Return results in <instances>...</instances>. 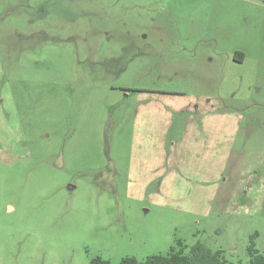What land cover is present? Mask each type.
Listing matches in <instances>:
<instances>
[{
  "label": "rangeland",
  "instance_id": "rangeland-1",
  "mask_svg": "<svg viewBox=\"0 0 264 264\" xmlns=\"http://www.w3.org/2000/svg\"><path fill=\"white\" fill-rule=\"evenodd\" d=\"M231 144L264 148V0H0V264H251L264 174L225 181Z\"/></svg>",
  "mask_w": 264,
  "mask_h": 264
},
{
  "label": "trees",
  "instance_id": "trees-1",
  "mask_svg": "<svg viewBox=\"0 0 264 264\" xmlns=\"http://www.w3.org/2000/svg\"><path fill=\"white\" fill-rule=\"evenodd\" d=\"M238 54H236L237 56ZM241 56L239 60H243ZM256 234L251 237L248 246L251 264H264V253L256 247ZM90 264H114L111 260L100 255L92 258ZM117 264H234L225 255L223 248L212 249L209 245L198 240L189 246L181 239L177 241V246H172L167 254H154L145 259L136 256H124Z\"/></svg>",
  "mask_w": 264,
  "mask_h": 264
},
{
  "label": "crops",
  "instance_id": "crops-1",
  "mask_svg": "<svg viewBox=\"0 0 264 264\" xmlns=\"http://www.w3.org/2000/svg\"><path fill=\"white\" fill-rule=\"evenodd\" d=\"M202 100L204 102H207L208 100L210 101L211 98L208 96H201L199 95ZM208 97V98H207ZM201 101V100H200ZM203 103V102H202ZM202 106V104H201ZM200 106V108H201ZM199 108V109H200ZM198 109V110H199ZM193 113V112H190ZM223 113V112H221ZM199 115L202 118V123L198 125V128H201L203 130V128H205L206 124V117L207 116H211L212 115V110L211 109H205L203 110V113L199 110L198 114H196V116ZM208 126V125H207ZM250 165L253 166V168H257V167H262L261 169V173L264 174V148L261 149V147L258 148H250V147H246L242 146L241 148H239L238 146L232 145L231 144V150L229 152V154H227V158L225 161V172L228 173V177L226 176L227 179H225V181H232L235 183H238L239 181H242L243 178V173L245 170V167L248 166L249 170H250ZM251 172V171H250ZM252 177L255 176L254 172H251ZM253 181V179H252ZM231 185V183H229ZM228 184L225 185V197L229 198L230 195L232 194L231 191H233V189H231L230 185Z\"/></svg>",
  "mask_w": 264,
  "mask_h": 264
}]
</instances>
